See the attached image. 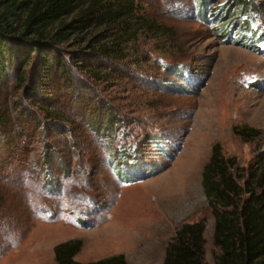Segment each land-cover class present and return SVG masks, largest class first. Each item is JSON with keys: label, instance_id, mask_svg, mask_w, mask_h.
<instances>
[{"label": "rangeland", "instance_id": "rangeland-1", "mask_svg": "<svg viewBox=\"0 0 264 264\" xmlns=\"http://www.w3.org/2000/svg\"><path fill=\"white\" fill-rule=\"evenodd\" d=\"M197 2L108 0L113 19L56 41L69 75L39 85L46 99L28 90L32 58L0 82V264H53L73 239L75 261L162 264L198 220L216 264L200 174L214 143L238 175L264 156V0ZM102 47L117 52L79 58Z\"/></svg>", "mask_w": 264, "mask_h": 264}, {"label": "trees", "instance_id": "trees-1", "mask_svg": "<svg viewBox=\"0 0 264 264\" xmlns=\"http://www.w3.org/2000/svg\"><path fill=\"white\" fill-rule=\"evenodd\" d=\"M203 1L197 2L199 10ZM236 1L235 12L240 9L245 12L249 0ZM107 2L0 0V82L9 74L21 81L22 66L32 58L34 70L30 73L28 90L33 96L44 99L40 86L48 84L56 72L69 75L56 41L66 34V30L78 31L92 18L113 19L116 12H111ZM72 13H75L72 19L60 22ZM55 22L57 26L53 27ZM99 52L89 51L79 58L82 61L93 56L103 59L116 53L117 49L102 47ZM235 131L240 136L256 134L251 128ZM245 170V175H238L236 162L231 157H223L217 143L211 146L201 169V186L213 217L212 242L220 250L215 257L216 264H264V156L258 159L255 167L249 165ZM202 228L201 220L181 223L166 243L162 264H202ZM80 245L79 239L54 245L53 264H126L122 254L87 262L75 261L72 257Z\"/></svg>", "mask_w": 264, "mask_h": 264}]
</instances>
